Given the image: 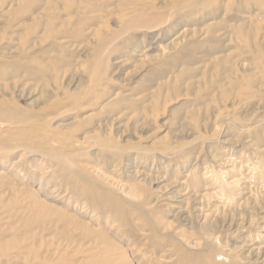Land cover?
I'll return each instance as SVG.
<instances>
[{
  "label": "rangeland",
  "instance_id": "obj_1",
  "mask_svg": "<svg viewBox=\"0 0 264 264\" xmlns=\"http://www.w3.org/2000/svg\"><path fill=\"white\" fill-rule=\"evenodd\" d=\"M0 264H264V0H0Z\"/></svg>",
  "mask_w": 264,
  "mask_h": 264
}]
</instances>
